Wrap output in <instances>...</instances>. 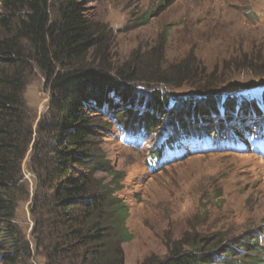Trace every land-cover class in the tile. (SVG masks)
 Wrapping results in <instances>:
<instances>
[{
  "label": "rangeland",
  "instance_id": "374dc122",
  "mask_svg": "<svg viewBox=\"0 0 264 264\" xmlns=\"http://www.w3.org/2000/svg\"><path fill=\"white\" fill-rule=\"evenodd\" d=\"M79 1L104 41L89 60L112 71L139 66L145 72L137 76L150 80L135 84L137 100L124 118L153 116L150 127L129 130L120 111L118 119L92 114L101 125L98 148L125 173L118 196L129 207L133 240L122 244L124 264L163 261L184 238L210 241L209 249L253 235L264 246V158L254 148L264 142V0ZM185 67L187 75L177 72ZM154 71L172 72L173 85L153 83ZM155 91L166 97L161 108ZM24 96L36 129L50 102L39 72ZM32 154L13 225L31 244L32 263L45 264L34 238ZM10 253L0 251V264Z\"/></svg>",
  "mask_w": 264,
  "mask_h": 264
},
{
  "label": "trees",
  "instance_id": "16d2710c",
  "mask_svg": "<svg viewBox=\"0 0 264 264\" xmlns=\"http://www.w3.org/2000/svg\"><path fill=\"white\" fill-rule=\"evenodd\" d=\"M103 44L79 0H0V239L8 238L0 251L11 252L5 264H33L31 244L13 225L31 148L37 181L34 238L45 264H124L122 244L133 240L126 226L129 207L118 196L125 173L98 148L101 125L92 114L118 119L120 111L119 121L129 130L146 129L154 118L134 114L124 120L137 100L135 84L150 80L137 76L145 72L139 66L112 71L92 63L89 58ZM35 72L50 92L49 111L36 129L24 96ZM155 74L157 85L175 81L172 72ZM153 99L156 108L166 101L156 91ZM259 238L209 249L210 241L184 238L165 260L143 264H264Z\"/></svg>",
  "mask_w": 264,
  "mask_h": 264
},
{
  "label": "bare ground",
  "instance_id": "6f19581e",
  "mask_svg": "<svg viewBox=\"0 0 264 264\" xmlns=\"http://www.w3.org/2000/svg\"><path fill=\"white\" fill-rule=\"evenodd\" d=\"M263 172H264V170H263Z\"/></svg>",
  "mask_w": 264,
  "mask_h": 264
}]
</instances>
